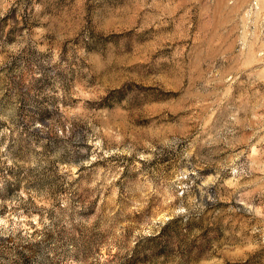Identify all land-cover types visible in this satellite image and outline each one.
<instances>
[{
    "label": "rangeland",
    "instance_id": "374dc122",
    "mask_svg": "<svg viewBox=\"0 0 264 264\" xmlns=\"http://www.w3.org/2000/svg\"><path fill=\"white\" fill-rule=\"evenodd\" d=\"M0 264H264V0H0Z\"/></svg>",
    "mask_w": 264,
    "mask_h": 264
}]
</instances>
